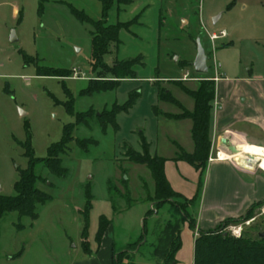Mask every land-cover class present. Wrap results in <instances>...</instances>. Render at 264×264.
<instances>
[{"label":"rangeland","instance_id":"obj_1","mask_svg":"<svg viewBox=\"0 0 264 264\" xmlns=\"http://www.w3.org/2000/svg\"><path fill=\"white\" fill-rule=\"evenodd\" d=\"M67 4L85 11L93 20L101 19L99 0L49 1L42 16L40 0H0V195L16 194L18 169L28 167L27 144L37 158H46L49 147L62 140L64 126L75 123L78 113L92 112L87 125L76 127L68 153L61 155L68 175L58 177L41 165L36 168L44 180L38 188L52 197L51 202L38 207L39 218L8 213L0 219V264H72L87 260L89 250L83 247L89 241L94 244L103 215L111 221L123 214L126 237L134 239L142 232L139 219L144 210L149 205L154 208L157 199L149 168L129 161L127 151L142 152L144 137L151 155L175 161L181 149L192 152L193 122L177 118L183 109H194V100L184 87L198 90L200 81L213 77L215 65L221 62L230 71L264 70V0H136L132 5L110 9L108 25L141 16L129 30L121 32L119 46L111 48L105 62L112 65L143 56V64L135 66L137 78L124 80L111 91L80 96L82 89L92 87L89 77H96L91 63L93 27L78 21ZM223 31L230 43H217L213 51L208 32ZM13 33L18 38L14 43ZM197 39L209 56L207 75L197 74L193 67ZM23 54L38 58L41 66L69 72L76 68L88 78L37 76L36 65H27ZM185 75L194 79L186 82ZM99 83L109 85L111 79ZM65 88L74 97L75 115L56 104L55 100H69ZM163 92H170L181 106L163 100ZM131 98L133 105L116 117L118 130L110 125L104 132L100 115ZM76 139H93L97 145L85 152ZM250 167L255 173H264L258 166ZM86 187L93 195L88 234L83 216ZM127 198L135 207L130 212H126L131 207ZM177 201L188 206L183 199ZM117 220L115 225L120 229L121 220ZM234 227L241 228L239 237ZM225 232L235 238L244 235L257 239L258 232L264 233V206L257 208L250 220L232 224ZM138 247H129L120 264H149L147 260L136 262L139 252L148 257L151 251L136 250Z\"/></svg>","mask_w":264,"mask_h":264},{"label":"trees","instance_id":"obj_2","mask_svg":"<svg viewBox=\"0 0 264 264\" xmlns=\"http://www.w3.org/2000/svg\"><path fill=\"white\" fill-rule=\"evenodd\" d=\"M52 0H40L39 15L42 16L45 10V3ZM59 3H64L63 0H54ZM102 4L101 19L93 20L85 11L77 9L72 4H67L70 13L80 22L87 23L93 27L91 32V63L93 72L96 74L95 78L88 80L92 87L82 89L80 96H92L102 92H107L115 89L120 82L124 80L136 79L135 66L142 65L143 56L137 58L124 60L123 62H116L108 65L105 62V56L111 53L112 47H118L120 43V34L123 30H129L140 19V14L132 21L119 22L115 25L107 24V17L110 9L114 5L129 6L135 3L136 0H99ZM25 63L27 65H36L37 76L59 77L62 79L70 78L72 70L47 67L39 65V59L23 54ZM70 74V75H68ZM69 76V77H68ZM101 79H111V85H101ZM114 82V83H113ZM177 82H183L181 80ZM101 85V86H100ZM102 87V88H101ZM185 91L194 100V109L189 111L183 109V113L177 118L191 119L193 126L191 129V136L194 142V152L187 153L181 149L177 161H185L192 165L200 172V181L204 176L208 165L209 155L212 147V116L213 103L215 100V82L212 80L200 81L198 90L192 91L185 88ZM65 92L69 98L64 103L58 100L56 104H62L67 113L75 115V100L69 89L65 88ZM162 99L181 104L171 95L170 92L162 93ZM134 103L131 98L124 105H115L112 110L102 113L99 117V122L102 130L107 131L108 127L112 125L118 130L116 117L120 112L127 111ZM92 116L90 110L81 112L76 115V122L69 123L64 126L63 138L60 142L51 145L48 149V156L46 158H37L30 144L25 146V156L28 158V167L26 169H18L19 179L15 184V195L4 196L0 195V219L8 213H17L20 217H28L32 220L39 218L38 207L44 206L51 202L52 197L46 192L38 188V183L44 181L41 176L36 173V168L41 165L48 169L52 174L65 178L69 170L63 166V159L61 155L68 153L70 144L75 141L74 132L77 126L81 124H88V119ZM78 147L87 152L90 146H96L97 141L93 139H76ZM127 158L135 164L146 165L155 182V202L154 208L150 209L145 216L144 232H146V221L148 217L155 214L160 207L169 204L173 209V214L179 216V222H188L190 227L196 228V220L191 213V207L194 206L199 198L202 183H199L197 194L190 200L184 199L188 206H183L177 199L181 195L173 190L169 183L166 173L165 165L167 159L159 157L158 155L150 154V144L146 138L142 139V152L135 150L127 151ZM109 192L113 193V188L109 187ZM114 194L111 196L113 198ZM85 213H83L85 224L84 230L88 234L89 214L93 208V195L91 189L86 187L85 190ZM129 206L132 205L131 199L127 198ZM264 206V200L253 204L246 213L240 218H230L222 222L215 230L208 232H201L195 242L194 264H264V238H246L244 235L241 238L232 237L225 232V228L232 224H240L250 220L257 208ZM110 225V220L106 216L100 217L99 229L96 235V241L100 242L105 232ZM175 223L168 222L164 229L160 230V238H167L168 233L173 232ZM259 236V232H258ZM146 233L133 246H141L145 240ZM182 246L180 238V230L172 241L171 249L164 256L165 264H176V255ZM128 250L115 254L114 264H119L122 261L123 255H126Z\"/></svg>","mask_w":264,"mask_h":264},{"label":"crops","instance_id":"obj_3","mask_svg":"<svg viewBox=\"0 0 264 264\" xmlns=\"http://www.w3.org/2000/svg\"><path fill=\"white\" fill-rule=\"evenodd\" d=\"M220 19L219 17L217 22ZM184 23L187 22L184 21ZM208 38L213 51L217 43H220V46L230 43L228 35L217 40L214 45L209 34ZM208 79L215 82L212 147L209 158L215 157L217 152L231 154L230 148L233 145L237 147L245 145L248 148L254 145L264 148V70L257 73L253 69L230 71V68L221 62L215 65V75ZM193 152L194 142L190 153ZM250 166L255 165L246 161L233 162L231 159L212 162L208 160L201 182L200 172L192 165L185 161L167 159L165 173L173 190L181 195L179 199H192L198 192L199 183H202L198 201L191 207L196 228L190 227L188 222L178 225L179 216L172 213L169 204H165L147 219L146 232H144L146 213L152 209L149 205L139 219L142 232L138 233L134 239H127L125 234L128 231L127 221L121 214L117 217L118 222L121 220L120 229L115 225L117 219L115 217L116 219L110 221L100 242L96 241L95 236L94 244L89 241L87 247H83V250H89L87 260L72 264H114L115 254L129 250V247L145 233L143 244L136 250L151 251L148 257L144 254L140 255L141 252H139L137 257L141 259L137 258L136 262L141 263V260H147L149 264H165L163 258L171 249L178 230H180L182 246L176 255V264H194L195 242L201 232L215 230L222 222L230 218H240L253 204L264 200V173H255L254 167ZM134 208L131 206L126 212ZM170 221L177 224L173 232L168 233L167 238H160L158 230Z\"/></svg>","mask_w":264,"mask_h":264},{"label":"water","instance_id":"obj_4","mask_svg":"<svg viewBox=\"0 0 264 264\" xmlns=\"http://www.w3.org/2000/svg\"><path fill=\"white\" fill-rule=\"evenodd\" d=\"M217 19L219 18H216L214 20L215 23L217 22ZM17 41H18V38L15 35V33H13L11 36V42L14 43ZM196 43H197V56H196L195 61L193 62L194 70L197 74L207 75L210 70L209 65H208L209 56L206 54V51L201 43V40L197 39ZM230 150L233 154H236L238 152L237 146L235 145L231 146ZM251 160H252L251 163L256 166L258 161L255 160V158H251ZM0 191H1V187H0ZM259 237L264 238V233H260Z\"/></svg>","mask_w":264,"mask_h":264},{"label":"bare ground","instance_id":"obj_5","mask_svg":"<svg viewBox=\"0 0 264 264\" xmlns=\"http://www.w3.org/2000/svg\"><path fill=\"white\" fill-rule=\"evenodd\" d=\"M249 146V145H248ZM238 152L236 154H224L222 153V158H230L234 161H244L251 163V158H255L258 161L256 166L264 170V148L260 146L251 145L250 148L244 146L237 147ZM254 165V164H253Z\"/></svg>","mask_w":264,"mask_h":264},{"label":"built area","instance_id":"obj_6","mask_svg":"<svg viewBox=\"0 0 264 264\" xmlns=\"http://www.w3.org/2000/svg\"><path fill=\"white\" fill-rule=\"evenodd\" d=\"M208 34H209L210 40H211V42L213 43V45L215 44V42H216L217 40L227 37V34H226L225 31H223V32H221V33H216V32L209 33V32H208ZM86 78H88V77H86V74H85V73L80 72V71H79L78 69H76V68H73V69H72V76L70 77V79L78 80V79H86ZM90 79H91V78L89 77L88 80H90ZM185 79H187V80H189V79L192 80V79H194V78H192V77L190 78L189 76H188V77L185 76ZM221 154H222V152H217V153L215 154V157L210 156L209 161L212 162V161H214V160H225V159H230V158H222ZM233 231H234L236 234L238 233V237L240 236V232H241V228H240V227H239V228H235V227H234V228H233Z\"/></svg>","mask_w":264,"mask_h":264}]
</instances>
